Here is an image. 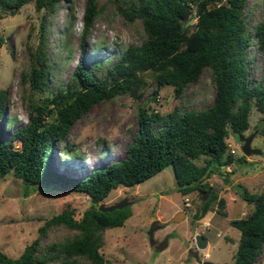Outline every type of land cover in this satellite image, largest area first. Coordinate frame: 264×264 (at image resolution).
Listing matches in <instances>:
<instances>
[{
  "label": "trees",
  "instance_id": "obj_1",
  "mask_svg": "<svg viewBox=\"0 0 264 264\" xmlns=\"http://www.w3.org/2000/svg\"><path fill=\"white\" fill-rule=\"evenodd\" d=\"M57 1L0 0V10L33 2L37 10L53 13ZM108 2L129 22H141L142 41L128 44L103 74L97 76L80 61L65 84L50 89L52 66L44 50L46 23L41 18L37 43L27 45L30 68L21 74L23 83L29 84L28 121L9 137L0 123V178L13 174L26 195L36 185L83 192L89 206L79 218L70 207L45 218L17 256L0 250V264H106L101 251L104 231L122 225L131 211L126 207L103 211L99 201L118 186H134L168 164L173 165L183 193L208 190L207 198L201 194L195 218L202 217L214 199L223 205L224 198L202 181L234 161L226 138L230 133L242 136L249 128L252 105L264 113V73L259 78L250 74L252 58L248 56L255 49L264 66V0H259L263 13L252 28L247 22L251 10L247 0H86L84 34ZM94 66L101 68L98 61ZM204 72L211 75L213 100L205 108H193L199 91L188 89ZM150 82L157 87L172 85L178 102L164 113L139 103L138 128L120 160L76 176L52 167L54 142L62 147L71 125L92 105L121 94L142 98ZM7 101L6 89L0 88V121L10 125L16 118L4 117ZM257 128L264 136V116ZM237 160L247 161L246 155ZM242 198L252 203V210L229 219L240 230L238 245L233 260L219 264H252L259 254L264 256V189L249 192L244 188ZM55 228L70 232L43 242V235Z\"/></svg>",
  "mask_w": 264,
  "mask_h": 264
},
{
  "label": "rangeland",
  "instance_id": "obj_2",
  "mask_svg": "<svg viewBox=\"0 0 264 264\" xmlns=\"http://www.w3.org/2000/svg\"><path fill=\"white\" fill-rule=\"evenodd\" d=\"M57 3L53 13L37 10L33 2L7 11L0 10V88H5L8 96L4 117L6 120L16 118L10 125L3 119L0 121L7 137L28 121L26 96L29 84L23 83L21 74L30 68L27 45L37 43L41 18L46 23L44 50L52 66L48 82L50 89L65 84L80 61L97 76L103 74L106 66L114 64L128 44L142 41L141 22L126 20L114 8L113 2H108L104 12L93 18L85 34L83 12L86 0H58ZM246 6L251 8L247 22L252 28L263 11L259 0H247ZM248 56L252 58L250 74L259 78L264 73L260 53L251 49ZM95 61L101 65L99 70L94 66ZM156 87V83L150 82L142 98L121 94L92 105L71 125L62 147V143L54 142L52 167L76 176L120 160L138 128V104L164 113L172 110L178 102L170 84L158 86L153 98L152 92ZM194 89L199 91V95L191 107L205 108L211 104L214 85L209 73L204 72L188 91ZM263 116L264 113L252 105L248 115L250 126L243 134L257 130L252 146L259 147L260 154L246 155L247 161H238L237 158L244 155L239 135L230 133L226 138L236 149L234 161L202 181L208 189L223 197L225 203L220 205L218 199H214L202 217L193 216L202 202L200 190L187 193L179 188L172 190L179 185L172 164L134 186H118L100 200V204L110 205L127 197L129 204L124 207L131 211L122 225L104 231L105 243L101 251L106 264H201V260L206 259L218 264L231 262L240 230L231 225L229 219L248 214L253 205L242 198L243 191L230 186L238 184L249 192L264 189V136L258 133L257 128ZM78 163L76 169L74 166ZM24 190L21 180L13 174L0 178V250L10 256H17L24 245L37 235V228L45 218L68 207L74 208L75 217L79 218L89 206L87 194L68 188L36 185L27 195ZM186 195L190 196L189 206L183 202ZM222 209L227 213L225 216ZM179 211H184L185 216L173 219ZM68 232L70 230L55 228L43 235L42 241ZM196 233L207 239L205 248H196ZM165 237L168 238L166 246L157 249ZM252 264H264L263 254H259Z\"/></svg>",
  "mask_w": 264,
  "mask_h": 264
},
{
  "label": "water",
  "instance_id": "obj_3",
  "mask_svg": "<svg viewBox=\"0 0 264 264\" xmlns=\"http://www.w3.org/2000/svg\"><path fill=\"white\" fill-rule=\"evenodd\" d=\"M192 20H193V18H191L189 20V22L192 21ZM256 132H257V130L249 133L248 135L239 136V140L241 141V150H242V153L244 155H253V154H260L261 153V149L259 147L252 146V140H253ZM179 187H180V185L176 186V188H174L172 190H176ZM230 188H232V189H234L236 191L237 190L243 191V187H241L238 184H232L230 186ZM207 194H208V190H205L203 192L204 199L206 198ZM127 204H129L128 198L127 197H123L122 199H120V200H118V201H116V202H114L113 204H110V205L99 204V209L103 210V211H111V210H113L115 208H122V207H124ZM181 216L182 217L185 216V212L184 211L177 212V214L175 215V217L173 219L180 218ZM163 240H164L163 241L164 243L160 242V246L158 245V247H156L157 249H163L166 246L168 238L165 237ZM194 242H195L196 248H199V249H203V248H205L207 246V239L204 238L203 235L200 234V233H196L195 234ZM201 264H218V263L206 259V260H201Z\"/></svg>",
  "mask_w": 264,
  "mask_h": 264
},
{
  "label": "built area",
  "instance_id": "obj_4",
  "mask_svg": "<svg viewBox=\"0 0 264 264\" xmlns=\"http://www.w3.org/2000/svg\"><path fill=\"white\" fill-rule=\"evenodd\" d=\"M228 151H230L231 153H235L236 152V149L231 145V143H228ZM184 205L185 206H189L190 205V196L186 195L184 196Z\"/></svg>",
  "mask_w": 264,
  "mask_h": 264
},
{
  "label": "clouds",
  "instance_id": "obj_5",
  "mask_svg": "<svg viewBox=\"0 0 264 264\" xmlns=\"http://www.w3.org/2000/svg\"><path fill=\"white\" fill-rule=\"evenodd\" d=\"M76 169L79 167V163L77 165L74 166Z\"/></svg>",
  "mask_w": 264,
  "mask_h": 264
},
{
  "label": "crops",
  "instance_id": "obj_6",
  "mask_svg": "<svg viewBox=\"0 0 264 264\" xmlns=\"http://www.w3.org/2000/svg\"><path fill=\"white\" fill-rule=\"evenodd\" d=\"M208 244V243H207ZM205 256H207V253L205 254Z\"/></svg>",
  "mask_w": 264,
  "mask_h": 264
},
{
  "label": "flooded vegetation",
  "instance_id": "obj_7",
  "mask_svg": "<svg viewBox=\"0 0 264 264\" xmlns=\"http://www.w3.org/2000/svg\"><path fill=\"white\" fill-rule=\"evenodd\" d=\"M208 224V223H207ZM201 234V233H200ZM203 235V234H202Z\"/></svg>",
  "mask_w": 264,
  "mask_h": 264
}]
</instances>
